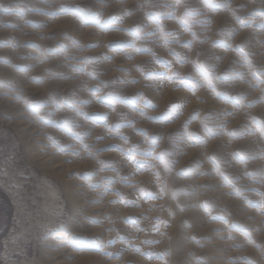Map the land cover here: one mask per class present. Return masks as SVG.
<instances>
[{"label": "rangeland", "instance_id": "374dc122", "mask_svg": "<svg viewBox=\"0 0 264 264\" xmlns=\"http://www.w3.org/2000/svg\"><path fill=\"white\" fill-rule=\"evenodd\" d=\"M0 264H264V0H0Z\"/></svg>", "mask_w": 264, "mask_h": 264}, {"label": "snow or ice", "instance_id": "6c2138e0", "mask_svg": "<svg viewBox=\"0 0 264 264\" xmlns=\"http://www.w3.org/2000/svg\"><path fill=\"white\" fill-rule=\"evenodd\" d=\"M171 107V106H170Z\"/></svg>", "mask_w": 264, "mask_h": 264}]
</instances>
